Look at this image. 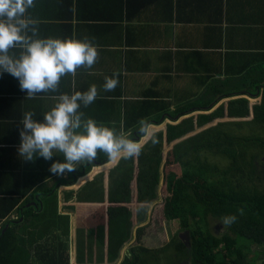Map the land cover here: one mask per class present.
Listing matches in <instances>:
<instances>
[{
    "label": "crops",
    "instance_id": "0c3cea01",
    "mask_svg": "<svg viewBox=\"0 0 264 264\" xmlns=\"http://www.w3.org/2000/svg\"><path fill=\"white\" fill-rule=\"evenodd\" d=\"M34 3L35 7L28 9L26 15L39 21V38H88L98 47L99 59L91 69L78 70L74 78L63 77L57 93H42L33 99H27V92L20 90L17 78L0 72V206L7 207L5 200L12 199L25 203L31 194L39 192L45 180L47 184L58 176L49 168L54 162H64L61 154L54 153L49 161L37 157L31 162L18 154L24 113L31 111L35 114L33 119L43 122V114L57 103L52 96L83 93L96 85L95 102L80 109L83 118H91L117 132L124 128L125 108H171L174 112L212 102L209 95L216 98L211 114L220 108H251L250 120H225L217 124L252 121L254 108H264V0H34ZM14 51L18 55V50ZM117 72L118 86L114 91H105V78H116ZM167 116L164 115L166 119ZM151 124V133L155 134L173 123L169 119L160 126ZM129 134L138 140L137 133ZM76 168L57 179L61 184L55 185L59 209L62 201L72 202L68 198V193L74 190L73 185L69 186L70 178L81 177L91 169L87 163ZM1 210L4 212L5 208ZM23 214L16 212L12 219L21 216L23 222ZM83 230L78 228V235Z\"/></svg>",
    "mask_w": 264,
    "mask_h": 264
},
{
    "label": "trees",
    "instance_id": "16d2710c",
    "mask_svg": "<svg viewBox=\"0 0 264 264\" xmlns=\"http://www.w3.org/2000/svg\"><path fill=\"white\" fill-rule=\"evenodd\" d=\"M213 100L216 98L209 95L212 102L205 101L195 108H178L174 112L171 108H125L123 129L126 133L139 136L141 119L156 126L169 119L173 124L155 133L157 142L153 144L149 140L138 158L123 159L116 168L86 185L85 188L94 187L95 203L102 192L98 184L109 183L106 189L112 194L86 217L88 223L84 230L95 241L97 250H88L84 257L78 251V263H111L118 259L134 223L143 224L149 205L157 202L165 152L187 138L176 144L168 155L164 167L179 166L181 170L164 176L163 203L156 210L165 224H175L181 232L189 233L190 247L182 242L178 249L186 255L189 264H264V261L257 263V258L249 259L247 253L251 250L249 247L264 245V189L261 179L256 177L258 162L264 170L261 156L264 108H254V119L243 123L216 124L225 120H250L251 108H220L210 115H198L178 123L180 118L194 113H211L216 107L211 108L216 102ZM164 115L169 116L166 119ZM209 126L213 127L206 129ZM247 126L250 132H244ZM251 133L256 136H250ZM99 155L96 162L108 164L107 156ZM70 183L72 186L75 179L70 178ZM56 188L33 193L25 203L12 199L5 200L7 207L0 206V264H69L62 239L69 236L70 219L59 214ZM83 193L84 190L79 196ZM33 202L35 205L27 209L26 205ZM238 209H243V215ZM20 211L24 212V221L21 222V216L12 221V215ZM226 215H236L237 221L225 226L221 218ZM210 219L219 228H211ZM144 231L145 228L139 229L138 241ZM149 254L148 248L140 246L132 249L121 264L157 261L147 258Z\"/></svg>",
    "mask_w": 264,
    "mask_h": 264
},
{
    "label": "clouds",
    "instance_id": "9594fccd",
    "mask_svg": "<svg viewBox=\"0 0 264 264\" xmlns=\"http://www.w3.org/2000/svg\"><path fill=\"white\" fill-rule=\"evenodd\" d=\"M34 7V0H0V72L17 78L20 90L27 92V99L42 93H57L63 77L74 78L78 70L91 69L99 59L98 47L88 38H39V21L26 15L28 9ZM14 50H18V55ZM119 75L117 72L114 73L116 78H105V91L116 89ZM97 96L94 84L83 93L52 96L57 103L43 114V122L33 119L35 114L31 111L24 113L20 121L19 156L27 162L37 157L49 161L54 153H59L64 162L52 163L49 171L62 176L76 171L78 164L94 162L99 153L115 164L121 159L138 158L145 141L157 142L151 133L153 125L146 119L139 122L138 140L130 139V134L123 129L117 132L98 125L91 118L84 119L81 107L90 106ZM238 212L243 215V209ZM236 221V215L221 218L225 226Z\"/></svg>",
    "mask_w": 264,
    "mask_h": 264
},
{
    "label": "rangeland",
    "instance_id": "374dc122",
    "mask_svg": "<svg viewBox=\"0 0 264 264\" xmlns=\"http://www.w3.org/2000/svg\"><path fill=\"white\" fill-rule=\"evenodd\" d=\"M172 112H173V109H172ZM210 114L211 113H196L191 116L182 118V121L198 116V115H210ZM211 127L212 126H209L206 129L211 128ZM250 130H251L250 126H247V129L244 132H247V131L250 132ZM153 132L154 131H152V134ZM254 135L255 134L253 133L250 134V136H254ZM261 137H264V135H262ZM144 145H145V142H144ZM165 155H166V152L164 156ZM261 156L262 158H264V152H261ZM165 159H166V156H165ZM165 159H164V162L162 164L163 166L161 169V181L159 184L160 195H161L162 190L165 189V183L163 180L165 179L164 176H166L169 172L178 173V171L181 170L179 166H172L169 168L164 167V165L166 164ZM122 160L123 159H121L118 163H115L114 166L119 164ZM259 160H261V158H258V161ZM167 161H168V158H167ZM89 165L92 168L96 164L92 162V163H89ZM257 170H258V175L256 177L261 179V183H260L261 188L264 189V170H263L261 162H258ZM93 173L94 175L97 174L98 176V175H101L102 171L99 168L98 169L93 168V172L91 173V175ZM58 177L59 175L55 177L54 179L50 180L48 182L49 184L48 183L45 184L47 180H45L44 178L45 182L43 181L44 183L39 187V191L43 192L44 189L52 190L55 187V185L59 182V180H57ZM94 180H95V177L93 178L89 177L87 179V183L84 185V188H81L83 187L84 182L78 186L81 189L80 192L79 190H72L70 193H68V195L73 194L72 198L71 196L68 197L72 200V202L69 203L68 201L66 202L62 201L63 205L59 209L60 215L69 216L70 228H72L73 226V229L75 228L76 230V232H74L75 235L73 234V240L71 244H70V239H69L70 236L62 239L65 250L68 255L70 253V257L72 255H76V253L78 254V251H80V254H82V256L84 257V254L88 252V250L89 251L97 250V245L95 241L91 238V236L87 233L86 230H84L86 232H84L83 234L78 235V228L80 227L84 228L85 224L88 223L87 221L88 218L86 217L89 215V213H91L92 210L97 208L102 202L107 201L111 197V194H112V191L106 189L109 183L108 184L107 183L98 184L97 187L102 189V192L99 195L98 201L95 203L94 197L96 196V193L92 189L94 187L90 188V186H88L87 188H85L87 184L92 183ZM159 189L157 191L158 194H159ZM83 190H84V193L81 196H79L83 192ZM63 195H66V194H63ZM63 195H61V197ZM63 199L65 200V196L63 197ZM157 203L150 205L146 213L145 222L143 224L137 225V223H134L133 229L131 231V235L129 239L124 242V246L119 250L118 259L115 262L101 263L103 261H95L89 264H121L122 262H124L126 257H129V254L132 252V249H137L140 246L148 248V250L150 251V254L147 256V258L157 259V261H152L151 264H177L178 262H181V261H185L188 263L189 261L187 260V258H185L186 255L182 253L180 249H178L181 247V243H182V241H180V234L183 235L185 232L181 233L178 226L174 224L170 226H168L167 223L165 224L162 215L160 213L157 214L156 212V210L160 206V204L158 205ZM210 225H211V228L213 229L217 227L219 228V226H217V224L213 222L212 219H210ZM140 228H145V231H144L141 241H138V237H139L138 231ZM32 231H36V230H32ZM178 233H179V236H178ZM249 249H251L250 251H247L249 255V259L257 258L258 259L257 263H261L264 261V245L260 247L252 246V247H249Z\"/></svg>",
    "mask_w": 264,
    "mask_h": 264
},
{
    "label": "flooded vegetation",
    "instance_id": "af4514ba",
    "mask_svg": "<svg viewBox=\"0 0 264 264\" xmlns=\"http://www.w3.org/2000/svg\"><path fill=\"white\" fill-rule=\"evenodd\" d=\"M170 153V152H169ZM94 163L96 164L94 167H92V168H99V167H102V166H105V165H100L99 163H97L96 161H94ZM108 163H110V162H108ZM87 164H89V163H87ZM90 166V165H89ZM118 166V164L116 165V166H112L109 170L111 171V170H113L114 168H116ZM92 168L90 169V171H88V172H86V174H83L81 177H73L74 179H75V183L73 184V187H74V190H79V192H80V187H78L81 183L79 182V181H81V182H84V184L87 182V179L89 178V177H91V176H89V174L91 173V170H92ZM113 168V169H112ZM102 171V170H101ZM103 172H107V171H102V173L101 174H103ZM99 176V175H98ZM97 176V177H98ZM81 178V179H80ZM92 178V177H91ZM95 178H96V176H95ZM79 179V180H78ZM79 182V183H78ZM164 182H165V179H164ZM84 184H83V187H81V188H84ZM75 186H76V188H75ZM160 188V187H159ZM163 192H164V190H162V192H161V195H160V189H159V194H158V199H157V202H154V203H151L150 205H153V204H155V203H157L158 205L160 204H162L163 203ZM77 196V195H76ZM75 196V197H76ZM150 205H149V207H150ZM156 206V205H155ZM175 225V224H174ZM182 233V232H181ZM187 232H185L183 235H181L180 234V237L181 236H185V234H186ZM188 234V238H189V233H187ZM69 236H70V244L72 243V240H73V226H72V228H70V231H69ZM178 236H179V233H178ZM190 240V239H189ZM181 241V240H180ZM186 242V241H185ZM184 243V242H183ZM185 244V243H184ZM70 251H71V249H70ZM69 264H80V263H78L77 262V257H78V254L76 253V255H72L71 257H70V253H69ZM185 258H186V256H185ZM184 258V259H185ZM73 259L75 260V261H73ZM183 259V260H184ZM177 264H189V262L187 263V262H185V261H181V262H178Z\"/></svg>",
    "mask_w": 264,
    "mask_h": 264
},
{
    "label": "water",
    "instance_id": "95a60500",
    "mask_svg": "<svg viewBox=\"0 0 264 264\" xmlns=\"http://www.w3.org/2000/svg\"><path fill=\"white\" fill-rule=\"evenodd\" d=\"M254 113V112H253ZM187 117V116H186ZM202 132V131H201ZM200 132V133H201ZM198 134V133H197ZM190 137V136H189ZM188 137V138H189ZM185 139H187V138H185ZM185 139H183V140H181V141H179V142H177L176 144H178V143H180V142H182V141H184ZM176 144H174L167 152H166V159H165V163L167 162V158H168V155H169V152H171L172 150H173V148H174V146L176 145ZM114 165V163H108V164H106L105 166H102V167H99V169H101L102 171H108L112 166ZM98 169V168H97ZM93 172V169L91 170V173ZM91 173L89 174V175H91ZM13 220H15V219H13ZM9 227V226H8ZM7 227V228H8ZM190 238H188V234L186 233L185 234V236H181L180 237V240L182 241V242H184L185 243V245L189 248L190 247V240H189ZM186 241V242H185Z\"/></svg>",
    "mask_w": 264,
    "mask_h": 264
}]
</instances>
